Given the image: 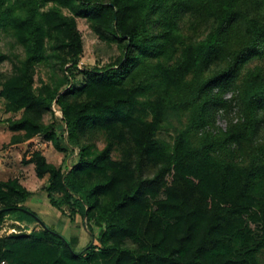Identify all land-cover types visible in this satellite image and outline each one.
<instances>
[{"label":"trees","instance_id":"obj_1","mask_svg":"<svg viewBox=\"0 0 264 264\" xmlns=\"http://www.w3.org/2000/svg\"><path fill=\"white\" fill-rule=\"evenodd\" d=\"M49 3L75 17L58 7L40 13ZM10 5L0 0V26H11L26 55L0 79L7 110H24L6 122L12 132H24L15 142L44 135L75 159L63 169L35 152L28 163L39 179L48 176L51 206L62 211L51 196L61 189L70 220L81 215L93 239L78 253L73 242L42 226L0 237V262L262 264L264 71L251 69L241 81L240 75L264 57V0H23L18 13ZM76 17L123 51L101 70L86 69L81 89L72 88L70 73L83 49ZM48 42L66 77L37 94L35 65L45 59ZM65 48L67 58L58 53ZM7 59L0 55V64ZM231 90L238 91L242 121L215 131L219 109L230 110L223 97ZM148 96L151 119L145 120L135 109ZM53 107L62 113L61 128L43 120ZM180 109L187 125L165 151L156 136ZM96 134L107 142L98 153ZM117 146L125 153L116 162L110 153ZM30 196L18 179L0 182V231L7 217L35 221L20 211ZM251 225L261 226L262 239Z\"/></svg>","mask_w":264,"mask_h":264},{"label":"rangeland","instance_id":"obj_2","mask_svg":"<svg viewBox=\"0 0 264 264\" xmlns=\"http://www.w3.org/2000/svg\"><path fill=\"white\" fill-rule=\"evenodd\" d=\"M23 0H11V7L16 9V12L20 11L22 8ZM53 7H58L59 10L66 16L75 17L73 13L63 6H59L54 3H49L46 5H40V13H44ZM77 29L82 38V54L80 57L79 67L77 69H72L73 79L71 86L73 89H81L86 84V76L84 71L86 69H103L109 64L116 62L122 57L123 51L118 43L107 42L101 40L99 35L94 31L90 22L85 18L76 17ZM52 45L50 42L47 43V54L45 59L38 62L35 65V77L33 90L35 93L40 94L46 92L47 88H55L60 82L64 81L66 77V71L63 68L61 61L55 57H51ZM64 57H68L69 49L65 48L61 52ZM0 55L7 56L8 59L0 64V79L3 74H10L13 72L14 68L20 64L25 58V50L19 39L12 33L11 26L8 24L5 26H0ZM69 65L66 66V68ZM261 68L264 71V57L252 60L247 64L240 75V81L242 80L244 73L251 69ZM240 83V82H239ZM3 87L0 86V179L7 180L9 178L18 177L22 178L26 188L33 190L35 195L28 198L26 201V206L31 208L37 217L44 220L49 228L56 230L60 235L69 240L70 236L79 237L81 240L80 246L76 247L73 243L76 252H81L84 250L92 241V236L90 232L85 229V219L77 214L74 217V221L77 218V223H72L69 218V213L72 212L70 203L65 200L64 192L60 189L53 190L51 193L52 198L58 203L62 208V211L54 208L50 204V200L46 198L44 190V180L38 178L34 171V165L30 166L28 161L31 159L35 152L45 153L48 161L52 164L61 165V168L66 169L69 167L70 163L74 162V158L70 154H64L58 152L52 145L50 141H47L44 135H38L25 142H15L16 139L23 137L24 132H12L6 120L8 119H20L23 116L24 110L19 112H9L7 110L8 101L2 94ZM216 92H218L216 90ZM215 92V93H216ZM224 100L230 104V110L227 108H221L217 112L214 125L215 131L226 130L229 123L237 124L242 121V114L239 109L238 91L231 90L224 94ZM151 99V96L141 99V103L137 105L135 109V115L145 119L150 120L151 114L148 108L147 100ZM187 112L180 109L179 112L172 113L169 123H165L163 128L158 132L156 136V141L158 146L165 150L170 151L174 145L175 138L178 131L187 125ZM43 120L46 124H54L56 127H63L62 113L53 107L52 111L45 113ZM264 133V132H263ZM93 151L95 153L101 152L105 149L107 142L102 135L96 134L92 141ZM125 150L117 146L112 149L110 153V158L113 161H120L124 159ZM151 171H148L149 173ZM98 176H95L92 181L97 180ZM49 188V182H48ZM85 197V194H83ZM64 214V218H60V214ZM66 216L68 218H66ZM19 220V217H7L6 222L3 224L0 237L9 236L16 233H22L25 235H30L33 232H39L42 226L35 224L31 221V226L21 227L17 226L15 222ZM170 221H167L169 223ZM35 226H32V225ZM93 228L96 234L99 233V229L96 227L94 222H92ZM79 225V226H78ZM17 226V227H16ZM252 232L256 240L262 239L263 230L260 225H251ZM66 229V231H65ZM71 242V241H70ZM99 246V242H95ZM261 263L264 264V252L261 256Z\"/></svg>","mask_w":264,"mask_h":264},{"label":"crops","instance_id":"obj_3","mask_svg":"<svg viewBox=\"0 0 264 264\" xmlns=\"http://www.w3.org/2000/svg\"><path fill=\"white\" fill-rule=\"evenodd\" d=\"M44 156H45V153L43 154ZM46 157V156H45ZM46 159H47V157H46ZM47 161H48V159H47ZM49 162V161H48ZM50 163V162H49ZM31 165H34V164H30V166ZM55 166H58V167H61V165H56L55 164ZM34 171H35V174H36V169H35V165H34ZM1 172V171H0ZM12 179H18L19 180V182H20V184L24 187V188H26V185L24 184V181H23V179L22 178H19V176L18 177H14V178H12ZM9 180H11V178H9V179H7V180H1L0 179V182H7V181H9ZM41 180H44V186H43V189L45 188H48V182H49V178H48V176H45L44 178H42ZM27 189V191H29L30 193H31V196L30 197H32V196H34L35 195V192L33 191V190H30V189H28V188H26ZM44 189V190H45ZM45 194H46V198H47V200H48V193L47 192H45ZM29 197V198H30ZM27 201V200H26ZM26 201L25 202H22V203H20L19 204V206L20 207H25V209H27L28 211H30V212H32L33 214L35 213L31 208H29V207H27L26 206ZM36 214V213H35ZM60 214V218H64V214H62V213H59ZM36 216H37V214H36ZM66 218H68L67 216H66ZM40 219V218H39ZM69 220H70V218H68ZM41 220V219H40ZM71 222H72V220H70ZM11 222L13 223V222H15V224H17V226H21V227H26L27 225L28 226H31L30 224H31V221L30 220H24V221H22V222H20V221H18V220H15V221H13V220H11ZM32 222H35V224H38V222L35 220V221H32ZM42 222L46 225V226H48L47 224H46V222L44 221V220H42ZM75 223H77L78 221H77V218H76V220L74 221ZM74 222H72V223H74ZM78 224V223H77ZM40 225V224H39ZM16 226V227H17ZM32 226H35L34 224L32 225ZM79 226V225H78ZM54 230V229H53ZM55 232H57L56 230H54ZM65 231H66V229H65ZM4 237H6V236H4ZM65 238V237H64ZM66 239V238H65ZM68 240V239H67ZM68 241H71V242H73V243H75L76 244V246L77 247H79L80 246V243H81V240H80V238L78 237H74V236H70V238H69V240Z\"/></svg>","mask_w":264,"mask_h":264},{"label":"water","instance_id":"obj_4","mask_svg":"<svg viewBox=\"0 0 264 264\" xmlns=\"http://www.w3.org/2000/svg\"><path fill=\"white\" fill-rule=\"evenodd\" d=\"M20 211H22V212H25V213H27V214H29V215H31L41 226H43V227H47L43 222H42V220H40L36 215H34L32 212H30V211H28L27 209H25V208H20ZM4 212V210H0V218H1V215H2V213ZM0 223H1V221H0ZM66 241V240H65ZM68 244V243H67Z\"/></svg>","mask_w":264,"mask_h":264},{"label":"built area","instance_id":"obj_5","mask_svg":"<svg viewBox=\"0 0 264 264\" xmlns=\"http://www.w3.org/2000/svg\"><path fill=\"white\" fill-rule=\"evenodd\" d=\"M0 264H9L7 261H2Z\"/></svg>","mask_w":264,"mask_h":264}]
</instances>
